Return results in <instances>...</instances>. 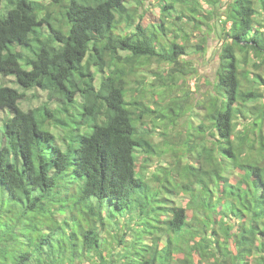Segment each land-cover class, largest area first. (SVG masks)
Masks as SVG:
<instances>
[{
	"label": "trees",
	"instance_id": "1",
	"mask_svg": "<svg viewBox=\"0 0 264 264\" xmlns=\"http://www.w3.org/2000/svg\"><path fill=\"white\" fill-rule=\"evenodd\" d=\"M9 1L0 75L22 89L0 84V264H264V0H155L157 14L148 0ZM212 34L201 91L181 57L204 55ZM140 69L171 93L196 79V105L180 87L157 109L186 126L175 147L146 125ZM36 87L63 104L24 110ZM153 154L160 174H181L182 202L151 185L137 160Z\"/></svg>",
	"mask_w": 264,
	"mask_h": 264
},
{
	"label": "rangeland",
	"instance_id": "2",
	"mask_svg": "<svg viewBox=\"0 0 264 264\" xmlns=\"http://www.w3.org/2000/svg\"><path fill=\"white\" fill-rule=\"evenodd\" d=\"M41 1L48 2L49 0H41ZM200 1H201V4L204 6L203 7L204 9L210 8V5L208 3L204 2L203 0H200ZM222 1L225 2L226 0H222ZM148 2H149L148 4H150V9L152 13L157 14L158 6L156 5L158 4V2L155 0H148ZM11 7L12 5L9 0H2L0 4V15H5L6 12ZM179 7H180V4L176 5V9ZM209 38L210 39L208 40L206 52L204 53V55L192 53L193 51L189 49L190 55H183L181 57V59H184V58L189 59L192 65L197 69L198 73L203 76L202 78L203 80H201L200 82L201 91L208 89L210 87L209 84L213 82L215 71H216V66L218 63L217 54H216L218 42L215 39H212V38H215L213 34L209 36ZM157 69H163V71L165 70V72L168 74V71L170 68L164 63L158 65L155 61H153L152 64L149 66V70H157ZM138 73H143L145 76L144 80L148 81L145 84H141L146 89L145 90L146 93L137 94L138 95L137 99L142 100L144 103H146L150 107L148 112L144 115V117L146 119L147 127L156 130V131H153L154 142L155 143L159 142L162 144V142L168 143L170 141L171 146L175 147L178 144L177 142L179 141L176 132H181L180 141H182V139H184L187 133L185 129L186 126L183 125L184 123L183 120L178 121V123L175 126L169 125L167 121L160 122V119L157 117V114H158L157 109H159L162 106V104L165 101H167L173 93L176 94L174 90L180 87L185 90H187L186 88H189V91L190 90L193 91L192 93L189 92L187 103H192V102L195 103V99L196 98L198 99V94H197L198 91L196 90V87H197L196 79L195 78L188 79L187 80L188 85H187L179 77V79H176L177 81L174 85V87L175 86L176 87L173 89L174 92L172 91L171 93L169 92V89H166L167 83L169 82L168 81L169 78L168 79L164 78L163 82L166 84H164L162 87H159L156 84V82L158 81L157 79L158 77L155 73H153L152 71H148V70L143 71L141 69L139 70ZM188 73H189L188 76L189 75L191 76V73L190 72ZM126 79H127V86L129 88L133 86H137L136 81L134 82L135 77L128 76ZM0 84L16 87L18 89L21 88L19 87V84L16 83L14 75H5V76L0 75ZM24 92H25V96L24 98L20 100V105L24 110L31 108V107H35L42 103H46L51 108H54L58 105L63 104L61 96L55 93H49L47 90H42L36 87V88L30 89L27 91L25 90ZM129 95L134 96L135 93L131 91ZM134 97H136V95ZM179 106H183V101L181 100L179 101ZM5 114H6V111L3 112L2 116H5ZM194 124H197V122L195 121ZM170 128L172 129L170 130ZM161 131H166V132L168 131L169 134H166V135L160 134ZM54 132L57 134L58 130H54ZM55 143L58 144L60 147L63 146L64 144L63 141L59 139H55ZM189 155L190 154L188 152H186L184 155L185 160L183 162H185V164H186L187 157L191 163L194 161L193 157ZM164 160H165L164 157H162L161 159L159 158L157 159V154H153L152 157L144 156L143 158H141V156H139L137 161L142 162L143 167L145 169L144 172L146 176L149 177L148 180L150 181L151 185L154 182V184L156 185L160 184V185H164L167 187V189L163 190V196H164L163 201L165 203H169V200L171 199L177 202L178 200H181L182 202V200H184L185 199L184 197L186 196L185 195L179 196L177 194L179 192L178 186L180 185V183L183 182L184 179L182 178L181 174L177 172L167 173L166 177L163 174H160L158 172V168H159L158 166L159 164H163ZM170 168H172L171 165H170ZM157 177L159 178L157 179ZM229 177H231V175ZM72 179L74 178H71V177L66 178L68 182H71ZM81 181L82 180L80 179V182ZM213 190H215V187L213 188ZM217 190L220 191V188H218ZM218 191L215 194L213 193L214 194L213 199L216 198V196L218 195ZM188 212L189 214L191 213L190 211ZM134 220H135V217L132 218L133 222ZM128 234H129V231H128ZM181 256L182 254H174V257H181Z\"/></svg>",
	"mask_w": 264,
	"mask_h": 264
}]
</instances>
